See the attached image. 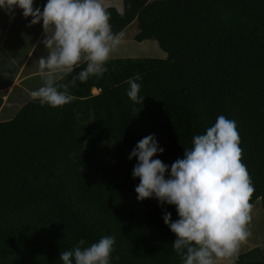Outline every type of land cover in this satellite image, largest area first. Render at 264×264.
<instances>
[{"label":"trees","instance_id":"1","mask_svg":"<svg viewBox=\"0 0 264 264\" xmlns=\"http://www.w3.org/2000/svg\"><path fill=\"white\" fill-rule=\"evenodd\" d=\"M107 10L114 33L136 21L134 41L154 39L165 56L110 59L102 78L70 85L73 102L32 99L0 121V264H62L61 251L102 236L116 238L113 264H183L163 220L165 211L177 220L176 207L137 200L128 157L155 134L164 152L153 159L171 166L219 115L237 123L250 202L264 210V0H123L122 13ZM137 74L142 104L126 94ZM261 252L236 264H264Z\"/></svg>","mask_w":264,"mask_h":264},{"label":"clouds","instance_id":"2","mask_svg":"<svg viewBox=\"0 0 264 264\" xmlns=\"http://www.w3.org/2000/svg\"><path fill=\"white\" fill-rule=\"evenodd\" d=\"M17 7L25 19L32 18L29 27L43 22L41 43L47 55L38 59L42 86L30 93L41 106L57 108L73 102L70 85L93 76L102 78L124 38L123 33L113 32L103 0H47L43 10L34 7V0H0V9L10 18ZM76 68L82 70L72 75ZM66 77L68 82L60 83ZM141 80L139 74L127 80L126 94L134 104L144 100ZM240 143L236 121L219 115L171 166L153 159L164 152L155 134L142 138L129 154V160L137 158L132 171L133 179L140 180L137 200L155 198L162 208L176 207L179 218L174 221L165 211L163 220L176 236L172 247L183 264H236L242 244L252 235L250 201L255 188L242 163ZM115 243L114 236H102L88 246L81 239L61 251L59 258L62 264H113L120 260L112 256Z\"/></svg>","mask_w":264,"mask_h":264},{"label":"crops","instance_id":"3","mask_svg":"<svg viewBox=\"0 0 264 264\" xmlns=\"http://www.w3.org/2000/svg\"><path fill=\"white\" fill-rule=\"evenodd\" d=\"M103 2L107 9L114 8L117 12H122L123 0H103ZM46 3L47 0H34V7H40L43 10ZM31 19V17L25 19L22 10L18 7L15 8L13 18L0 9V92H5L0 107L1 122L14 118L20 108L32 100L31 91L42 86L38 75V59L47 55V50L41 43L44 38L43 22L29 27ZM134 25L136 28L130 30ZM121 33L124 34L121 48L129 49L128 42H135L134 36L138 33L136 21H133ZM258 205H254L252 212L255 219L251 227L252 235L242 244L239 254L256 248L261 249L264 243L262 238L261 240L255 238L258 224L256 219L264 221V210L260 203ZM261 237H264V233ZM218 264H226V262L221 261Z\"/></svg>","mask_w":264,"mask_h":264},{"label":"rangeland","instance_id":"4","mask_svg":"<svg viewBox=\"0 0 264 264\" xmlns=\"http://www.w3.org/2000/svg\"><path fill=\"white\" fill-rule=\"evenodd\" d=\"M133 28H136V26H132L130 28V30H133ZM126 40V39H125ZM124 42V41H122ZM129 43V49H122L121 46L122 44L119 46L118 50L116 52L113 53L112 58L111 59H115V58H132V59H136V58H164L165 54L159 49L157 43L154 41V39H150L147 42H143V43H136V42H128ZM92 93L96 94L97 90L93 89ZM258 201L256 203H254L253 205L255 206H259L258 205ZM253 220H255L253 218ZM253 222V221H252ZM257 224V230L255 232V234L258 236H256L255 238L263 239L264 241V237H261V234L264 233V221H258L256 219ZM252 224L250 226V230H251ZM252 232V230H251ZM262 248V252L260 253L263 257H261L262 260H264V243L261 246Z\"/></svg>","mask_w":264,"mask_h":264}]
</instances>
